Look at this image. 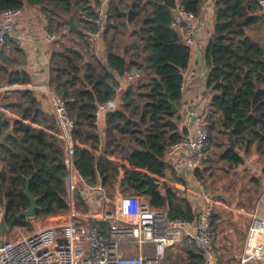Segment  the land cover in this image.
Here are the masks:
<instances>
[{
    "label": "trees",
    "instance_id": "trees-1",
    "mask_svg": "<svg viewBox=\"0 0 264 264\" xmlns=\"http://www.w3.org/2000/svg\"><path fill=\"white\" fill-rule=\"evenodd\" d=\"M204 2L112 0L102 37L105 52L95 55L88 51L80 27L87 24L84 15L96 14L101 0H0V12L39 8L52 32L68 26L65 19L74 17L77 28L70 32L71 43L52 49L48 81L75 121L71 133L75 169L88 184H101L110 198L143 195V180L151 174L161 186L149 196V205L167 211L172 219L192 220L196 215L174 185L185 186V181L163 160L167 147L185 132L171 103L181 106L184 71L190 61V47L171 25L172 10L180 3L198 16ZM248 30L264 32L258 0H216L213 32L204 53L209 69L207 88L212 95L208 145L216 150L224 175L244 164L252 149L264 150V45ZM8 43V50H0V83L31 82V74L22 68L25 55L15 43ZM130 70L141 76L133 84H123L118 95L121 78ZM118 96L119 105L105 112L102 136L97 110ZM41 103V98L26 89L0 98V205L5 207L9 223L29 206L25 194L29 177L30 191L39 198L40 209L34 218L55 220L69 210L63 143L57 122ZM236 119L240 120L234 130L236 145L228 148V129ZM11 127L12 133L5 137ZM212 163L208 157L195 176L199 180L212 177ZM77 209L88 211L80 192ZM27 219L18 220L14 227L32 229ZM221 219L222 212L216 210L213 229ZM93 223L103 230L107 226L97 220ZM186 257L188 264H203L194 244Z\"/></svg>",
    "mask_w": 264,
    "mask_h": 264
},
{
    "label": "built area",
    "instance_id": "built-area-1",
    "mask_svg": "<svg viewBox=\"0 0 264 264\" xmlns=\"http://www.w3.org/2000/svg\"><path fill=\"white\" fill-rule=\"evenodd\" d=\"M111 1L101 0L95 15L83 16L87 24L81 26L80 31L91 54H101L104 50L102 37ZM258 2L260 13L264 14V0ZM32 9L34 13L30 15ZM37 10L38 8L25 7L0 12V50L9 45V40L14 39L17 48L26 54L28 61L35 64L43 61L46 68L50 63L52 46L64 36H69L71 31L69 26L52 32L46 23L34 25L31 19ZM172 12L171 25L180 32L183 41L190 48L193 47L198 34V16L180 3ZM41 43L49 49L48 53L44 49L43 56L39 50ZM35 68H38V64ZM140 76L141 72L137 70L128 71L117 87L118 95L123 89V84H133ZM25 89L33 91L41 98L44 109L53 115L57 122L68 167L66 179L70 181L73 189L77 184L80 185V193L89 209L86 212L77 209L75 190L66 193L69 205L66 214L55 220L37 224L34 221L36 218L30 217L33 224L31 231L17 229L16 235L7 236L5 241L0 242V264H162L167 248L184 240L196 246L202 254L203 264L217 263L212 215L222 204V200L203 181L199 180L198 185L204 204L192 220L172 219L167 211L152 208L148 203L134 205L129 201L131 197L123 198L128 202L122 199L119 203L115 202V209L109 211L105 206L110 198L102 185L88 184L75 169L74 142L71 135L75 121L67 113L65 100L57 95L49 84L36 81L0 83V97L2 98L5 92ZM118 99L119 96L116 100ZM115 101L99 106L96 113L97 123L103 113L115 109ZM208 109L209 104L206 108L197 109L186 102L182 103L180 124L185 132L179 141L167 147L163 156L167 166L174 168L179 175L182 168L193 171L201 169L208 159ZM91 189L101 190L105 199L104 207L96 213L92 212L93 205L89 202L90 198L88 200L87 191ZM258 214L256 207L249 226V235L264 237V219ZM3 216L4 206L0 205V222ZM96 220L106 223L105 230L93 223ZM260 260H264V240L252 251L245 246L238 256L239 264H256Z\"/></svg>",
    "mask_w": 264,
    "mask_h": 264
},
{
    "label": "crops",
    "instance_id": "crops-1",
    "mask_svg": "<svg viewBox=\"0 0 264 264\" xmlns=\"http://www.w3.org/2000/svg\"><path fill=\"white\" fill-rule=\"evenodd\" d=\"M215 2L216 0H205V2L202 5L201 12L197 17L198 34H197L196 44L190 48L189 65L187 69L184 71L182 103L186 102L192 108H197V109L208 107V104L212 96L211 92L207 88V76L209 73V69L205 63L204 53L208 45L210 36L213 32L214 18H215ZM32 8L37 9V7H32ZM33 13L34 11L32 9L30 15H32ZM31 23H33L34 25L37 23L39 24L46 23L45 17L39 8L35 13V15H33L31 19ZM11 43L16 44L14 39L10 40V46ZM39 45L41 46V48L39 47L40 48L39 50L42 56L45 54V50L46 53H48L49 49L48 47L45 46L44 43L43 45L42 43ZM20 52L21 54L25 55V59H24L25 62L22 64V68L31 74L32 81L49 84L48 81L49 71H48V67L45 68L46 64H44L43 61H39L36 64L31 61H28L26 54L21 50ZM104 52H105V47L102 53ZM37 64H38V68H35L37 67ZM119 103H120V99L115 101L114 103L115 108L119 105ZM105 122H106L105 113H103L100 116L98 122L102 136L105 135L104 133L105 125H106ZM204 167L205 164L202 167V169ZM177 175L181 180L185 181L186 185L181 186L179 183H174V185L182 190V194L189 200L192 209L196 214L198 210L203 207L204 204V198L199 190V185H198L199 179L195 176V171L190 170L188 168H182L181 174L179 175L177 172ZM227 175L229 176L225 178ZM227 175H224V177L217 183L218 184L217 189L219 193H221L223 198H225L226 200V203L223 202L224 204H220L218 206L217 211L222 212V219L220 222L225 224L227 217L224 214H226V212H230L233 216L231 205L236 199L238 200L237 202L238 220L234 225L230 226L226 230V232L228 233L230 240L235 239L236 235L242 234L243 238L240 239L241 242V248L239 252L240 254L244 250L245 246H247V248L252 251L257 249V247H259L262 241L264 240L263 236H258L257 234L249 235V226L251 223L254 209L256 207L258 209V213H259L258 215L264 219V187H263L264 186V150L257 151L255 149H252L250 153L246 155V162L242 165L237 166L234 169H230L229 174ZM207 180H201V181H203L206 184ZM68 183H70V181L66 179L67 193H72V190H75L76 194L80 192L78 191L77 185L75 186L76 189L75 187L74 189L71 188V190L68 189L69 188ZM130 197L136 199L138 204L139 203L149 204L148 201L149 195L143 194V195H135ZM8 237L11 236H9L8 234ZM239 254L237 256H239ZM236 263L239 264L238 258ZM259 263L264 264V260H260L256 262V264Z\"/></svg>",
    "mask_w": 264,
    "mask_h": 264
},
{
    "label": "rangeland",
    "instance_id": "rangeland-1",
    "mask_svg": "<svg viewBox=\"0 0 264 264\" xmlns=\"http://www.w3.org/2000/svg\"><path fill=\"white\" fill-rule=\"evenodd\" d=\"M248 33L252 36V37H257L259 36L262 40H264V32H257L254 30H248ZM70 35L69 36H64L63 38H61V40L59 42H56V44H54L52 46V49L54 50L55 48H60L62 43H66V44H70L71 41L69 40ZM261 42V41H260ZM264 45V42H261ZM8 46L4 49V50H8ZM3 84V83H2ZM7 92L4 93V95ZM179 108V107H178ZM181 108L182 106H180V108L178 109V112L181 114ZM181 118V117H180ZM179 118V119H180ZM226 141H228V139H226ZM209 144V142H208ZM216 151L212 146L208 145V157L212 159V170L214 172L213 176L210 177L207 181H206V185L207 187L214 192L220 199L224 200L225 198H223V196L221 195V193H219L218 189H217V183L224 177H222L223 172L221 171V169L219 168L222 165V162H218L217 161V155H215ZM214 159V160H213ZM229 175H227L225 178H227ZM69 184V188L71 190L72 184ZM78 187V191H80L79 187L80 185L77 184ZM76 189V187H75ZM88 193V200L93 205V213L99 212L105 205V199L102 196V192L101 190L98 189H91L89 191H87ZM135 196V195H133ZM130 197V196H128ZM110 198V197H109ZM123 198H126L123 195H118L115 198H110L109 202L106 204L105 207H107V209L109 211H113L116 207V203L120 202V200L122 199L125 202H128V200H124ZM132 198V197H131ZM129 199V198H128ZM131 203H133L134 205L138 204L137 200L132 198ZM76 206H77V194H76ZM116 202V203H115ZM89 209V208H88ZM87 209V210H88ZM79 210V209H78ZM218 210V209H217ZM81 211V210H80ZM84 212V211H81ZM227 219L225 224H223L222 222L218 223V227L216 229H214L215 232V250L217 252L218 255V263L217 264H237V258H238V254L240 252V248H241V242L240 239L243 238L242 234L236 235L235 239L230 240L228 233L226 232V230L234 225L236 223L235 219H234V215L232 216V214L230 212H226V214H224ZM27 221H31L28 220ZM35 221V224L39 223H45V222H49L51 220H46L45 218H39ZM30 223V222H29ZM32 224V223H31ZM31 227H33V224L31 225ZM17 229H22L24 232H28L31 231V229L25 227H15L14 229H12L9 233V236H13L17 234ZM192 247V244L187 241L184 240L182 241L180 244L175 245L173 247H169L166 250L165 253V257L163 259L162 264H188L187 262V250L190 249ZM222 259V260H221ZM260 264V263H259Z\"/></svg>",
    "mask_w": 264,
    "mask_h": 264
},
{
    "label": "water",
    "instance_id": "water-1",
    "mask_svg": "<svg viewBox=\"0 0 264 264\" xmlns=\"http://www.w3.org/2000/svg\"><path fill=\"white\" fill-rule=\"evenodd\" d=\"M65 21L68 24L71 32L76 30L77 23L75 22L74 17L72 15L66 18ZM171 105H172V112L175 113L177 119H179L180 113L178 112V109H179L178 106L174 103H171ZM239 121H240L239 119H236L233 127L228 129V137H229L227 141L228 148H234L236 145L235 138H234V130L237 128ZM11 133H12V127L6 132L5 137ZM30 179H31L30 177L26 179L27 184H26V189H25V194L29 200V206L25 209H21V211L15 216L13 221L10 223L6 220V209L4 207V216L2 218V221L0 222V242L6 240L10 229L15 226L18 220L22 218L34 217L36 211L40 209L38 205L39 198L33 196V194L30 191V185H29ZM143 182L146 184V187L143 190V194H146L149 196L152 195L161 185L160 182H157L154 180L151 174H148V176L144 178ZM237 202L238 200L236 199L231 205V209L233 211L235 221L238 220Z\"/></svg>",
    "mask_w": 264,
    "mask_h": 264
}]
</instances>
